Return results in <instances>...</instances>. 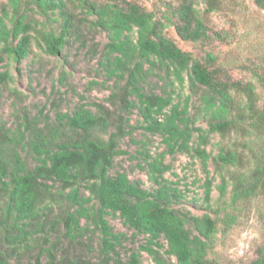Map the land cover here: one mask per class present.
Segmentation results:
<instances>
[{
  "label": "trees",
  "instance_id": "1",
  "mask_svg": "<svg viewBox=\"0 0 264 264\" xmlns=\"http://www.w3.org/2000/svg\"><path fill=\"white\" fill-rule=\"evenodd\" d=\"M200 1L204 14L221 6V0H180L177 7H168L160 16L128 0H7L0 6V61L6 55L19 64L33 40L55 57L72 41L84 47L88 26L89 31L107 35L97 71L113 82L107 87L111 108L95 104L92 111L82 104L71 113L58 114L57 123L45 119L43 125L38 117H25L16 133L0 126V264H10L21 250L42 238L46 247L35 264H42V257H47L46 264H55L59 252L64 254L62 261L83 264L87 261L69 259L62 243L78 244L96 234L102 263L124 264L117 250L124 236L113 232L108 215H119L128 228L149 237L140 250L155 264H169L152 247L160 246L161 239L167 243L166 254L175 257L177 264H210L208 249L216 222L208 215L193 216L173 207L182 194L165 181L164 174L171 167L164 160L167 155L181 153L200 158L204 168L211 159L219 172L225 167L245 169L238 151L221 150L212 156L204 146L213 134L225 136L236 131L254 137L246 146L256 154L255 141L264 137V104L258 105L253 82L234 80L226 71L214 68L213 54L194 59L165 35L168 27H174L184 41L223 40L222 33H212L205 25L197 9ZM255 3L264 9V0ZM36 15L50 19L51 26L40 27ZM254 74L264 87V75ZM151 78L166 82L159 87L152 85ZM11 80L8 72L0 73V87ZM175 83L180 89L188 83L189 89L178 102L176 98L181 96ZM191 107L207 118V129L196 126ZM135 110L142 118L139 127L160 136L166 148L156 157L148 154L144 166L140 165L156 186L152 191L130 180L125 172L110 175L114 158L124 153L119 150L120 142L136 129L129 125ZM105 133L107 139L100 137ZM263 159H257L248 175L236 170L229 177L233 203L264 195ZM228 183L222 176L218 187L222 196ZM56 184L67 210L51 217L46 203L57 201L53 193ZM211 184L206 181L205 202L210 199ZM125 264H140L138 254L133 253ZM253 264H264V245Z\"/></svg>",
  "mask_w": 264,
  "mask_h": 264
},
{
  "label": "rangeland",
  "instance_id": "2",
  "mask_svg": "<svg viewBox=\"0 0 264 264\" xmlns=\"http://www.w3.org/2000/svg\"><path fill=\"white\" fill-rule=\"evenodd\" d=\"M128 1L138 3L147 11H155L159 16L168 7H177L180 4V0ZM6 2L7 0H0V6ZM204 8V3L200 1L197 9L205 25L212 33H222L223 40L210 43L184 41L174 27H168L165 35L182 51L190 53L194 59L203 60L207 53H211L216 57L214 68L226 71L234 80L253 82L259 96L258 105L262 106L264 87L254 73L264 75V9L259 8L255 0H221L220 9L211 14H204ZM35 18L39 21L40 27L45 24L49 28L52 24L45 16L36 15ZM86 27L85 46L72 41L58 57L46 54L35 40L32 41L27 56L19 64L14 58L2 56L0 73L8 72L12 80L0 87V126L16 133L19 124H24L25 117L30 119L38 117L43 125L46 120L57 123L58 114L71 113L78 105L86 104L92 111L96 110L95 104L111 108L107 102L111 90L107 87L113 82H107L104 74L97 71L108 38L105 33L89 31L88 26ZM161 75L164 73L161 72ZM150 81L153 82L152 85L156 84L159 87L166 82L158 78H151ZM175 89L181 96L176 98V102L189 94L188 83L184 89L178 88V83H175ZM156 92L160 93V90ZM190 114L197 118L196 126L207 129V118L200 114L197 108L191 107ZM141 123L142 118L135 110L130 115L129 125L136 129L132 135L120 142L119 150L124 153L114 158L110 175L125 172L130 180L139 181L142 188L152 191L156 186L149 181L140 165L144 166V159L148 154L150 157H156L166 148L160 136H152L145 132L139 127ZM108 136L106 133L100 134L104 139ZM249 139L243 137L242 132L236 131L225 136L213 134L209 143L204 146L212 156H216L221 150L238 151L244 157L246 168L243 170L225 167L219 172L211 159L208 161V167L204 168L200 158H192L181 153L167 155L164 160L165 165L171 167L164 174L165 181L182 194L180 202L173 207L193 216L208 215L216 222V231L210 239L208 249L207 258L210 264H253L264 245V195L258 194L233 203V182L229 180L236 170L248 175L255 168L257 159L264 158V137L255 141L256 154L246 146ZM193 140L196 141V137ZM222 176L229 182L223 196L218 189L222 183ZM207 180L212 182V192L209 201L205 202ZM53 193L57 201L46 203L50 205L51 217L60 216L67 210V205L60 195L59 184L55 185ZM84 195L88 196V192L85 191ZM106 219L114 233L124 236L122 245L117 248L124 264L130 262L133 253L138 254L140 264H155L147 252L140 250V247L147 245L148 236L137 234L128 228L119 215H108ZM81 225L85 226L84 220L81 221ZM60 226L62 227L61 224ZM99 242V236L96 234L90 240L85 238L81 244L72 245L65 240L62 247L67 251L65 254L69 259L80 258L87 261L83 264H104L98 251ZM42 243L43 238L40 243H32L28 249L21 250L19 257L10 259V264H35V258L43 247H46ZM159 245L152 247L159 251L169 264H177L175 257L166 254L168 249L166 241L161 239ZM63 256L64 254L60 252L56 253L55 264H68L67 261L61 260ZM41 263L46 264L47 257H42Z\"/></svg>",
  "mask_w": 264,
  "mask_h": 264
}]
</instances>
